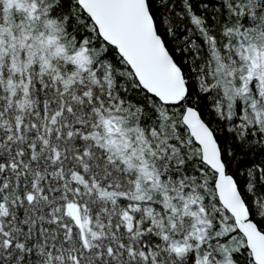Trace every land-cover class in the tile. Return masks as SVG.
<instances>
[{
  "label": "snow or ice",
  "instance_id": "obj_1",
  "mask_svg": "<svg viewBox=\"0 0 264 264\" xmlns=\"http://www.w3.org/2000/svg\"><path fill=\"white\" fill-rule=\"evenodd\" d=\"M0 264H264V0H0Z\"/></svg>",
  "mask_w": 264,
  "mask_h": 264
}]
</instances>
